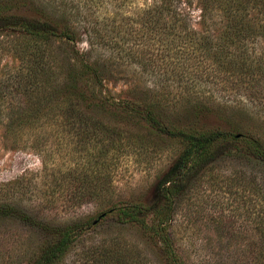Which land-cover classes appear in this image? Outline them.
<instances>
[{"label": "rangeland", "instance_id": "374dc122", "mask_svg": "<svg viewBox=\"0 0 264 264\" xmlns=\"http://www.w3.org/2000/svg\"><path fill=\"white\" fill-rule=\"evenodd\" d=\"M60 1L43 0L38 3H44L48 10H53ZM146 1L129 2L122 10L124 15H114L116 19L111 12L114 10L107 5L100 16L114 19H110L105 26H97L101 32L93 35L95 38L84 33L90 25L80 23L82 36L75 48L87 54L93 62L101 64L109 59L112 64L111 69H103L102 97L108 100L110 107L108 111L101 112L103 119L112 121V115L116 113L113 108L115 103L134 101L143 108L155 97L165 95L164 99H168L170 107L169 117L184 122L190 116L188 105L181 102L187 95V89L177 82L166 83L164 75L146 71L139 64L122 59L120 48L124 43L125 47H141L137 46L140 43L137 37L141 36L138 32L143 20L140 13ZM185 1L182 0L178 7L197 33L216 38L225 30L228 20L217 7L218 3L214 4L209 14L203 11L198 0ZM12 3L15 1L12 0ZM74 3L76 5L77 2ZM38 7L32 4L28 14H34L32 9ZM128 11L136 14L134 19L139 22L132 24V30L122 22ZM249 12L256 23H264V16L259 11ZM55 13L58 17L65 15L59 9ZM66 17L73 18L71 15ZM146 26L152 27L151 23ZM118 27L129 30L131 40L121 39L125 33L120 36L113 34L112 30L116 28L118 31ZM100 36L105 38V42ZM12 38L9 33H0V84L5 92L2 111L7 114L19 110L29 99L22 90L21 77L26 72L24 63L18 55L2 49ZM111 38L113 42L106 43ZM242 44L229 46L234 54L232 58L237 55L243 58L242 53H245V64H237L234 69L236 76L226 73L223 67L217 65L212 70L197 68L202 74L206 92L213 94L218 102L231 104L226 112L221 107L213 106L198 125L206 130L229 131L231 125L238 124L244 131H234L235 135L253 138L264 149V75L260 74V69L264 71V38L250 39L246 45ZM113 45L114 48L111 47ZM71 48L61 40L56 41L53 50L58 62L69 59ZM248 70L250 72L242 77L241 74ZM227 77H232L233 81H226ZM228 85L235 87L229 88ZM173 101L176 104L171 107ZM6 118L3 117V121L6 122ZM5 122H0V205L14 206L44 226L0 216V264H33L52 241L47 226L57 229L77 221L95 222L103 212L108 211L109 206L102 204V200L87 201L86 193L80 190L76 193V188L88 181L83 177L93 174L94 170L98 169L100 179L109 174L112 176V199L116 204H147L153 197L159 177L168 171L184 150L181 142L145 131L137 133L139 127L130 126L133 133H127L124 137H132L133 146L108 156L105 155L106 143L102 142L101 135L93 141V133H56V125L50 120L34 128L27 127L19 133H7ZM142 126L145 128L144 124ZM93 178L96 179L91 176V184ZM258 179L264 185L263 161L247 155L224 157L200 173L174 199L168 232L184 264L263 263L260 254L254 251L262 248L260 244L263 242L256 239V234L264 228V224L259 223L264 220V200L256 195L252 186V182ZM106 181L109 183V177ZM105 194L103 191L101 195ZM73 199L87 202L77 206L73 204ZM115 237L122 241L118 247L130 258L129 264H139L141 261L146 264H167L160 243L152 235L144 232L139 225L119 223L112 214L99 220L97 226L79 238L57 264H103V250L113 248L107 242Z\"/></svg>", "mask_w": 264, "mask_h": 264}, {"label": "trees", "instance_id": "16d2710c", "mask_svg": "<svg viewBox=\"0 0 264 264\" xmlns=\"http://www.w3.org/2000/svg\"><path fill=\"white\" fill-rule=\"evenodd\" d=\"M14 1L15 3H12V0H0V33L5 32L13 36L7 47L1 48L18 55L24 63L26 72L23 78L21 77L22 90L29 99L19 110L11 114L5 113L2 111L5 92L0 84V122H5L3 117L7 116L6 132L19 133L27 127L34 128L41 122L50 120L56 125V133L84 135L93 133L95 134L93 141L101 135L102 142L106 143L105 155L108 156L123 152L122 150L127 146H133L134 139L124 137L127 133H133L130 126L139 127L137 133L145 131L160 138L181 142L184 150L168 171L159 177L153 197L147 204H116L112 199L114 183L112 176L109 174L106 178L100 179L98 169L94 170L93 174L83 177L88 181L85 185L78 186L76 193L80 190L87 194V201L102 200L100 201L102 204L109 206V210L103 212L98 219H104L112 214L123 225L141 226L144 232L152 235L160 243L167 264H184L168 232L174 199L184 192L200 173L211 168L224 157L247 155L264 162V149L258 141L233 133L243 132L242 126L231 125L228 131L206 130L198 125L200 119L213 106L221 107L226 112L231 104L218 102L213 94H208L206 86L202 84V74L197 70L202 67L204 71L212 70L213 66L217 65L223 67L226 73L236 76L234 69L237 64H245V53H242L243 58L238 55L235 56L237 59L232 58L234 54L230 52L229 46L236 43L246 45L250 39L264 38V23H256L250 18L249 12L259 11L264 16V0H198L203 11L209 14L214 4L218 3L217 7L228 20L225 30L216 38L201 35L191 27L188 18L178 7L182 0L146 1L140 13L143 17V22L140 19L141 29L138 31L141 36L137 37L140 42L137 46L141 47L137 48L135 45L125 47L126 43H124L120 48L123 53L122 59L126 58L131 63L139 64L146 71L164 75L167 78L166 83L177 82L187 89V95L181 102L188 105L190 116L184 122L174 121L169 117L170 107L168 99H164L165 95L155 97L143 108L134 101L115 103L113 108L116 109V113L112 115V121H106L102 117V113L110 109L108 100L102 97L103 69H111L112 64L109 59L101 64L93 62L87 54L76 50L75 45L82 36L79 32V24L85 22L90 26L94 25L87 27L84 33L90 38H95L93 35H99L101 32L97 26H105L110 19L117 17L114 15H124L122 10L134 0H61L56 8L60 13L65 14L62 17L56 15V8L48 10L45 4L41 3L43 0ZM74 2H77L76 5ZM32 4L39 7L32 9L34 14L30 15L28 13ZM107 5L114 10L111 11L114 18L100 16ZM127 14L122 18V22L132 30V24L139 22L134 19L136 14L129 11ZM66 15H71L73 18H67ZM148 23H151L152 27H147ZM129 30L118 27V31L116 28L112 31L117 36L125 33L121 39L129 41L131 40L129 38L131 33L127 32ZM103 38L100 36L101 40ZM57 40L72 47L69 59L58 62L53 50ZM110 42H113L112 38L106 41V43ZM147 43L152 44L147 46L145 45ZM111 47L114 48V45ZM248 72L250 70L242 73L241 76ZM260 74L264 75L262 69ZM231 78L227 77L226 81H233ZM235 85L228 86L234 88ZM224 87L226 88V85ZM173 104L176 102L173 101L171 107ZM91 176L96 177L93 178V184H91ZM108 177L109 183L106 181ZM260 180L253 181L252 186L256 195L264 200V185L259 182ZM103 191L107 193L105 196L101 195ZM87 201L72 200L77 206H82ZM0 216L16 218L30 225H42L28 213L11 205H0ZM98 223L99 220L77 221L57 229L45 227L46 230H50L52 241L45 246L33 264H57L77 240ZM259 223L264 224V220H260ZM259 230L256 239L263 242L260 244L262 248L253 250L260 254V260L264 264V228ZM107 243L113 248L103 250L105 257L103 264L114 262L129 264L130 258L118 247L119 243H122L121 240L115 237ZM139 264L146 263L141 261Z\"/></svg>", "mask_w": 264, "mask_h": 264}, {"label": "water", "instance_id": "95a60500", "mask_svg": "<svg viewBox=\"0 0 264 264\" xmlns=\"http://www.w3.org/2000/svg\"><path fill=\"white\" fill-rule=\"evenodd\" d=\"M98 220H100V219H98Z\"/></svg>", "mask_w": 264, "mask_h": 264}]
</instances>
